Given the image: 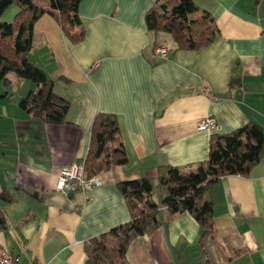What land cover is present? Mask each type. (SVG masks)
I'll list each match as a JSON object with an SVG mask.
<instances>
[{"label":"crops","instance_id":"0c3cea01","mask_svg":"<svg viewBox=\"0 0 264 264\" xmlns=\"http://www.w3.org/2000/svg\"><path fill=\"white\" fill-rule=\"evenodd\" d=\"M194 1L219 29L197 50L177 49L168 33L147 30L144 14L154 0H81L78 42L50 14L35 21L28 56L56 80L69 107L65 122L45 123L18 107L33 87L29 80L0 81V190L12 196L0 201V245L23 260L87 264L83 241L129 219L118 181L206 159L212 132L248 121L264 130V0ZM17 10L9 5L0 20ZM154 44L171 46L167 58ZM99 111L116 115L128 160L101 171L104 184L68 196L55 189L57 173L84 156ZM206 116L215 118L216 130L197 128ZM208 193L218 230L245 249L223 264H264V155L248 175H222ZM162 219L130 243V263L205 264L192 215Z\"/></svg>","mask_w":264,"mask_h":264},{"label":"trees","instance_id":"16d2710c","mask_svg":"<svg viewBox=\"0 0 264 264\" xmlns=\"http://www.w3.org/2000/svg\"><path fill=\"white\" fill-rule=\"evenodd\" d=\"M80 1L0 0V16L9 5L18 6L11 20H0V81L8 83L9 75L29 80L33 87L18 100V107L45 123L65 122L69 100L56 93V80L28 56L33 41L32 27L43 14H50L62 34L78 42L84 35L78 14ZM144 21L153 34L168 33L177 49L197 50L219 34L211 12L194 0H154L144 14ZM263 155L264 130L248 121L228 132H212L204 160L182 167L162 164L153 176L118 181L116 187L128 207L129 219L83 241L87 264H131L130 243L161 225L162 213L167 219L183 211L192 215L200 227L198 245L205 264H223L242 256L244 247H233L229 235L218 230L208 190L222 175H248ZM79 159L85 177L127 162L115 114L95 113L86 152ZM11 200L10 193L0 190V201ZM1 227L4 217L0 210Z\"/></svg>","mask_w":264,"mask_h":264},{"label":"built area","instance_id":"2783aa9c","mask_svg":"<svg viewBox=\"0 0 264 264\" xmlns=\"http://www.w3.org/2000/svg\"><path fill=\"white\" fill-rule=\"evenodd\" d=\"M154 52L160 59H165L168 56L171 46L166 44H156L154 46ZM199 129H207L214 131L217 129L218 124L214 117L206 116L199 120L196 124ZM105 183V179L99 173H96L90 177H85L83 171L82 160H73L67 164H64L59 169L56 180L55 189L57 191L68 194L69 192H75L78 190H87L94 186H99ZM0 264H43L41 262H34L32 259L23 260L19 254L11 253L2 245H0Z\"/></svg>","mask_w":264,"mask_h":264},{"label":"water","instance_id":"95a60500","mask_svg":"<svg viewBox=\"0 0 264 264\" xmlns=\"http://www.w3.org/2000/svg\"><path fill=\"white\" fill-rule=\"evenodd\" d=\"M72 195H73V192H69V193H68V196H72Z\"/></svg>","mask_w":264,"mask_h":264}]
</instances>
